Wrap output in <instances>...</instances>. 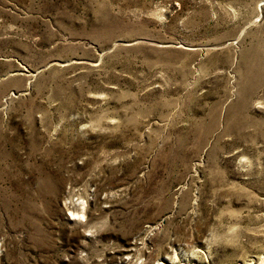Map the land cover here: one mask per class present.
<instances>
[{
	"label": "rangeland",
	"instance_id": "rangeland-1",
	"mask_svg": "<svg viewBox=\"0 0 264 264\" xmlns=\"http://www.w3.org/2000/svg\"><path fill=\"white\" fill-rule=\"evenodd\" d=\"M264 0H0V264H264Z\"/></svg>",
	"mask_w": 264,
	"mask_h": 264
},
{
	"label": "bare ground",
	"instance_id": "bare-ground-1",
	"mask_svg": "<svg viewBox=\"0 0 264 264\" xmlns=\"http://www.w3.org/2000/svg\"><path fill=\"white\" fill-rule=\"evenodd\" d=\"M264 259V258H263Z\"/></svg>",
	"mask_w": 264,
	"mask_h": 264
}]
</instances>
